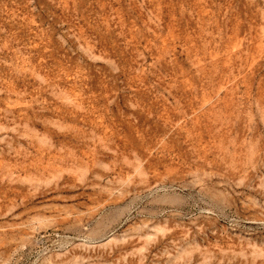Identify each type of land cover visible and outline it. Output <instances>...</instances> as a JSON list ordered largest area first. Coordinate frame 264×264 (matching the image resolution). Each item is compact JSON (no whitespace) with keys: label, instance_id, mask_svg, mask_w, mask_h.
<instances>
[{"label":"rangeland","instance_id":"374dc122","mask_svg":"<svg viewBox=\"0 0 264 264\" xmlns=\"http://www.w3.org/2000/svg\"><path fill=\"white\" fill-rule=\"evenodd\" d=\"M0 264H264V0H0Z\"/></svg>","mask_w":264,"mask_h":264}]
</instances>
